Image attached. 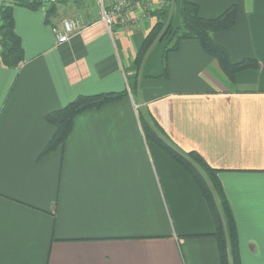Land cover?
<instances>
[{
    "label": "crops",
    "instance_id": "crops-1",
    "mask_svg": "<svg viewBox=\"0 0 264 264\" xmlns=\"http://www.w3.org/2000/svg\"><path fill=\"white\" fill-rule=\"evenodd\" d=\"M192 1L204 18L237 5L236 26L213 40L257 69L232 82L196 40L168 54L166 77L165 42L138 67L158 21L178 24L175 0L147 9L134 0L111 30L92 13L64 44L53 29L76 14L13 7L24 61L11 69L0 56V264H221L196 181L147 139L141 113L218 170L241 264H264V0ZM125 91L77 116L64 150L43 155L55 132L47 114L79 95Z\"/></svg>",
    "mask_w": 264,
    "mask_h": 264
},
{
    "label": "trees",
    "instance_id": "trees-1",
    "mask_svg": "<svg viewBox=\"0 0 264 264\" xmlns=\"http://www.w3.org/2000/svg\"><path fill=\"white\" fill-rule=\"evenodd\" d=\"M173 1V0H167ZM180 5V18L174 25L173 18L167 24L163 21L153 27L145 38L137 55L138 67L155 42H165L163 73L167 76V56L170 52L178 51L182 42L196 40L210 57L216 59L227 77L236 82L237 74L247 69H257L256 60L246 58L234 62L229 52L215 43L213 35L226 32L236 26L238 19L237 5L228 7L221 15L215 18H204L200 14L198 4L192 0H175ZM51 2L45 12L48 17L57 14L56 3ZM14 5L27 7L31 10L42 8L41 0H13L12 5L0 8V50L1 62L4 67L16 69L24 61V48L21 37L16 33L13 14ZM48 21V18H47ZM128 96L125 92H104L93 95H79L67 105L46 115V121L54 126L55 132L48 142L43 155L58 150H64L67 140L73 130L74 120L80 114L89 110L100 109ZM140 120L147 139L159 146L170 159L188 171L197 183L215 222V231L212 236L216 239L221 264H241L239 255V236L233 210L226 198L222 184L218 177V170L210 166L196 151L182 152L169 139L157 121L148 113H141ZM222 196L220 199L219 196Z\"/></svg>",
    "mask_w": 264,
    "mask_h": 264
},
{
    "label": "built area",
    "instance_id": "built-area-1",
    "mask_svg": "<svg viewBox=\"0 0 264 264\" xmlns=\"http://www.w3.org/2000/svg\"><path fill=\"white\" fill-rule=\"evenodd\" d=\"M155 1L160 4V7L166 8L167 0H143L146 9L152 6ZM100 14L102 20L107 23L111 30L116 24H123L126 22L125 11L128 10L134 0H114L108 4L106 0H101ZM13 0H0V8L3 6L12 5ZM137 19V18H135ZM88 27V23L82 15H76L62 20L61 28H54V34L57 38L58 44H64L70 41L72 37L83 32Z\"/></svg>",
    "mask_w": 264,
    "mask_h": 264
},
{
    "label": "rangeland",
    "instance_id": "rangeland-1",
    "mask_svg": "<svg viewBox=\"0 0 264 264\" xmlns=\"http://www.w3.org/2000/svg\"><path fill=\"white\" fill-rule=\"evenodd\" d=\"M54 1H57L55 3L57 14H61L63 16H70L76 14L82 15L83 17L90 16V14L92 13L99 12L102 3L101 0H41L44 6L42 5V8L39 10L44 12L45 8H47V6ZM15 6L17 5H14V7Z\"/></svg>",
    "mask_w": 264,
    "mask_h": 264
}]
</instances>
